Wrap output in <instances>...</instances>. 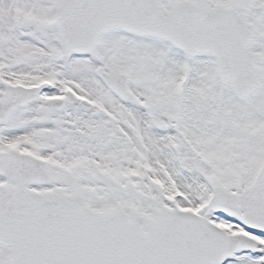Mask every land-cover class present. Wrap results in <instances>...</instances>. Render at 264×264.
<instances>
[{
  "label": "snow or ice",
  "instance_id": "6c2138e0",
  "mask_svg": "<svg viewBox=\"0 0 264 264\" xmlns=\"http://www.w3.org/2000/svg\"><path fill=\"white\" fill-rule=\"evenodd\" d=\"M0 264H264V0H0Z\"/></svg>",
  "mask_w": 264,
  "mask_h": 264
}]
</instances>
